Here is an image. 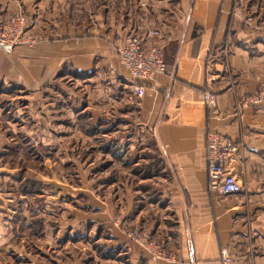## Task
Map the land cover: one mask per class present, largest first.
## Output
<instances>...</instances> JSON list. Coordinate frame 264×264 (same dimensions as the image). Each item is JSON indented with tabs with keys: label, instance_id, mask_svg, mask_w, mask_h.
<instances>
[{
	"label": "crops",
	"instance_id": "1",
	"mask_svg": "<svg viewBox=\"0 0 264 264\" xmlns=\"http://www.w3.org/2000/svg\"><path fill=\"white\" fill-rule=\"evenodd\" d=\"M18 7L38 25L0 50V264H264V101L242 103L264 88V0H0ZM132 37L166 67L141 96L116 54ZM208 131L240 146L236 195L207 188Z\"/></svg>",
	"mask_w": 264,
	"mask_h": 264
},
{
	"label": "built area",
	"instance_id": "2",
	"mask_svg": "<svg viewBox=\"0 0 264 264\" xmlns=\"http://www.w3.org/2000/svg\"><path fill=\"white\" fill-rule=\"evenodd\" d=\"M37 17L21 10L14 11L8 16L0 12V50L11 53L14 48L22 45H32L35 39L31 31L35 29ZM157 35V31H150L149 35ZM117 57L127 69L134 81V90L138 96L144 95L146 86L157 75L166 73L162 49L151 45L144 50L140 37H132L117 50ZM207 109L216 107V95L209 89L201 93ZM264 101V88L254 95L244 98L243 104L255 105ZM239 144L230 137L215 131L206 133L205 160L207 188L210 192L232 196L240 193L241 183L233 171L232 162L239 152ZM135 242L144 246L153 259L173 261L175 256L168 254L162 244H153L145 233L134 232L129 235ZM220 264H236L231 255L222 250Z\"/></svg>",
	"mask_w": 264,
	"mask_h": 264
},
{
	"label": "rangeland",
	"instance_id": "3",
	"mask_svg": "<svg viewBox=\"0 0 264 264\" xmlns=\"http://www.w3.org/2000/svg\"><path fill=\"white\" fill-rule=\"evenodd\" d=\"M15 2H17V1H19V0H14ZM17 10H21V11H23L22 10V8H20V7H18L15 11H17ZM24 12V11H23ZM36 16V15H35ZM37 17V16H36ZM37 25H38V19H37V23H36V27L35 28H37ZM259 91V90H258ZM117 219V218H116ZM134 233V231L133 230H131L130 232L128 231L127 232V235H128V237L132 240V241H134L129 235L130 234H133ZM34 250H36V249H34ZM38 254V253H37ZM50 254L53 256V253L52 252H50Z\"/></svg>",
	"mask_w": 264,
	"mask_h": 264
}]
</instances>
